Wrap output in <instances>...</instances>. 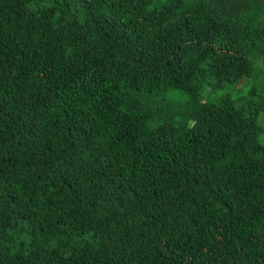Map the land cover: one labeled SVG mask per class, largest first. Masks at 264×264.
<instances>
[{"label": "trees", "instance_id": "obj_1", "mask_svg": "<svg viewBox=\"0 0 264 264\" xmlns=\"http://www.w3.org/2000/svg\"><path fill=\"white\" fill-rule=\"evenodd\" d=\"M0 264H264V0H0Z\"/></svg>", "mask_w": 264, "mask_h": 264}, {"label": "rangeland", "instance_id": "obj_2", "mask_svg": "<svg viewBox=\"0 0 264 264\" xmlns=\"http://www.w3.org/2000/svg\"><path fill=\"white\" fill-rule=\"evenodd\" d=\"M255 129H256V128H253L251 132L254 133Z\"/></svg>", "mask_w": 264, "mask_h": 264}]
</instances>
